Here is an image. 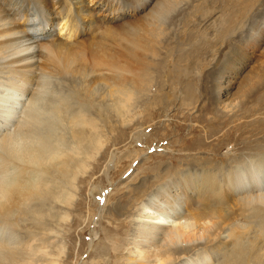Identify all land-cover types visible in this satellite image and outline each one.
<instances>
[{"label":"bare ground","instance_id":"obj_1","mask_svg":"<svg viewBox=\"0 0 264 264\" xmlns=\"http://www.w3.org/2000/svg\"><path fill=\"white\" fill-rule=\"evenodd\" d=\"M92 1L0 0V264H37L33 244L55 234L41 231L44 213L59 207L69 219L78 176L99 161L109 142L104 121H118L119 135L134 127L138 140L136 121L141 107L152 103L156 81L189 74L167 67L165 56L178 42L169 21L189 0H159L137 20L125 19L124 6L138 9L154 0H95L91 7ZM245 18L226 28L228 42L241 35ZM251 32L256 35L257 28ZM84 37L89 41H78ZM227 43L229 60L217 61L214 72L234 77L241 54ZM97 79L103 82L99 95L92 90ZM259 86L258 99H264V81ZM194 90L188 86L182 100L194 99ZM226 95V89L217 91L216 102ZM172 97L159 95L157 103ZM104 103L111 109L97 107ZM188 172L171 187H158L134 212L123 264H264V154L213 171L202 168V174Z\"/></svg>","mask_w":264,"mask_h":264},{"label":"rangeland","instance_id":"obj_2","mask_svg":"<svg viewBox=\"0 0 264 264\" xmlns=\"http://www.w3.org/2000/svg\"><path fill=\"white\" fill-rule=\"evenodd\" d=\"M255 1L259 0H189V3L181 5L178 14L172 18L174 21L168 23L177 44L182 42L181 45L185 46L177 50V44L171 42V51L165 56L167 67L173 64L185 68L189 74L174 73L176 78L156 81L149 96L152 103L141 107L143 114L136 121L141 127L138 140L133 138L134 127H121L124 132L119 135L115 130L120 124L118 121H104L109 142L100 152L99 161L91 162L85 175L77 178L76 198L70 211L72 217L62 218L57 204L54 205L56 208H48L44 213L46 216L42 215L44 226L41 231L55 232V236L51 235L53 241L49 239L51 236L45 235L42 243L40 240L34 242L36 245L33 244L32 248L35 252L37 248L42 252L46 250L45 255L38 251L32 254L37 264H46L47 261L52 264L55 259L57 264H123L135 226L133 214L157 192L158 187H171L188 169V173L202 174V168L213 171L220 166L234 165L237 160L247 161L264 154V99H258L259 83L264 81V0L251 11L252 5L257 3ZM158 2L154 0L138 9L121 6L124 9L121 13L128 16L126 20H137ZM95 4L94 0L90 5L93 7ZM199 5L202 8L200 12ZM204 11L207 17L202 21ZM244 17L247 19L245 29L231 43L228 42L226 28ZM255 27L256 35H251ZM29 31L31 28L27 33ZM39 38L41 36L36 41H40ZM78 41L84 43L89 40L84 37ZM225 43L237 48L241 54L234 77L226 75L227 71L214 72L217 61L227 63L229 60L224 58L225 50L230 48L224 49ZM191 57L193 63L190 62ZM214 77L220 82L214 81ZM99 80L102 81L95 80L92 89L97 95L103 91V82L99 83ZM191 84L195 89L194 99L182 100ZM221 89H226L228 96L218 104L216 93ZM170 93L173 97L169 103H157L159 95ZM241 97L244 102L240 104ZM98 105V108H104L103 111L111 109L106 103ZM112 154L114 158H111ZM105 160L110 161L108 168H105ZM95 186L96 194L92 195ZM62 246L65 251L57 253ZM48 253H57L58 257Z\"/></svg>","mask_w":264,"mask_h":264}]
</instances>
